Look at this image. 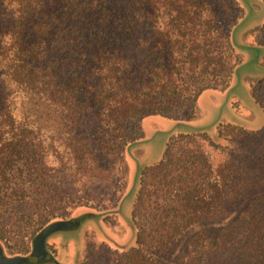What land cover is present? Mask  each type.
I'll list each match as a JSON object with an SVG mask.
<instances>
[{
  "label": "trees",
  "instance_id": "obj_1",
  "mask_svg": "<svg viewBox=\"0 0 264 264\" xmlns=\"http://www.w3.org/2000/svg\"><path fill=\"white\" fill-rule=\"evenodd\" d=\"M243 16L238 0H0V264H60L52 225L115 211L142 120L192 119L229 87ZM249 89L261 126L172 134L141 170L135 244L99 240L78 264H264V78Z\"/></svg>",
  "mask_w": 264,
  "mask_h": 264
},
{
  "label": "rangeland",
  "instance_id": "obj_2",
  "mask_svg": "<svg viewBox=\"0 0 264 264\" xmlns=\"http://www.w3.org/2000/svg\"><path fill=\"white\" fill-rule=\"evenodd\" d=\"M238 1L244 9V16L232 29L231 41L240 55V62L234 69L229 87L223 91L207 90L202 93L192 119L150 115L142 120V136L129 143L126 149L127 185L115 211L75 219L73 227L56 232L48 239L49 248L54 251L60 264L80 263L84 248L88 246L90 253L104 257L96 249L100 241L119 251L128 250L135 244L136 230L131 211L141 170L161 158L172 134L203 132L213 135L221 122L251 129L261 126L263 114L251 96L249 82L264 78V45L255 43V32L264 19V6L260 0ZM106 193L89 203L101 206L110 204ZM85 213L89 212L82 209L77 211L76 216Z\"/></svg>",
  "mask_w": 264,
  "mask_h": 264
},
{
  "label": "water",
  "instance_id": "obj_3",
  "mask_svg": "<svg viewBox=\"0 0 264 264\" xmlns=\"http://www.w3.org/2000/svg\"><path fill=\"white\" fill-rule=\"evenodd\" d=\"M71 227H73V225L70 222H59V223L52 225L49 228V230L46 232V234L57 231V230H64L66 228H71Z\"/></svg>",
  "mask_w": 264,
  "mask_h": 264
}]
</instances>
